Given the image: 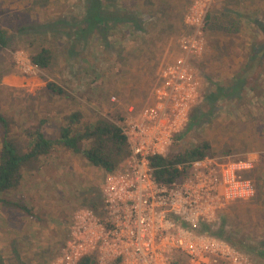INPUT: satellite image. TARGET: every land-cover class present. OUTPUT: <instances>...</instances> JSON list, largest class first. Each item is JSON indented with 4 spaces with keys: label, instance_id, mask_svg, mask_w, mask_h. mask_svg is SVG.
Here are the masks:
<instances>
[{
    "label": "rangeland",
    "instance_id": "374dc122",
    "mask_svg": "<svg viewBox=\"0 0 264 264\" xmlns=\"http://www.w3.org/2000/svg\"><path fill=\"white\" fill-rule=\"evenodd\" d=\"M140 1L142 0H114V3L118 4L124 17L133 18L141 13L148 19L154 8H140ZM225 1L193 0L190 3L184 16L186 30L173 38L176 49L174 47L172 58L165 66L180 56V42L184 37L201 36L204 45L202 54L188 59L200 85V95L190 110V118V114L195 111L207 114L210 105L205 100V94L213 90L216 84L227 86L231 80L229 72L235 74L247 64L253 63L254 67L246 72L250 82L243 89L240 98L220 99L211 116L206 115L204 121L189 130L188 121L182 132L186 131L183 146L209 141L213 146L210 158L215 159L220 167L236 163L251 166L238 171L236 175L239 177L238 181L251 183L253 194L227 204L218 212L217 222L211 226L213 229L218 227L220 218H225L226 232L231 242L236 244L230 245L240 253L241 264H264V257L261 255L264 253V0H235L236 4L231 9L241 5L240 15H234L233 18L227 15V19L223 14L224 9L215 10ZM84 2L85 0H0V27L8 30L10 38L9 46L0 49V116L7 124L4 127V122L0 121V143L4 136L11 138L19 146V151L24 153L28 149L31 133L41 129L46 137L58 139L60 129L74 114H79L86 122L97 119L115 123H120V118L124 119L129 115L128 110L122 111L119 105L121 103L127 107L128 99H120L106 88L117 79V72L120 71L116 61L120 52L118 43L123 44L128 40L130 45L140 44L144 35L133 31L123 21L108 28L105 39L96 32L88 38L83 34L77 40L72 39L71 36H76L74 33L84 15ZM193 11L198 15L199 25L196 26L187 22ZM218 15H222L223 19H218ZM76 32L79 34L78 29ZM145 43L149 44V41L145 40ZM42 46L54 53L52 66L46 70L35 67L31 59ZM234 61L240 62L236 64ZM51 83L59 87L61 93L50 90L48 85ZM113 97L116 101H113ZM153 102L154 97L152 103L146 106ZM56 113L63 114L61 124L57 121L52 123L51 133L48 135L46 128L42 127V130L40 125H47L50 120L56 119ZM56 149L54 153L59 152V159L56 160L58 168L65 169L71 162L82 165L84 157L73 153V160L64 162L65 153L71 151L62 146H57ZM39 165L24 175H28L25 184L30 192L25 193L26 201L30 200L31 195L42 201L51 192L49 186L44 189L45 192L38 187L41 178L38 173ZM93 170L98 171L94 173L93 179L99 184L95 187L99 192L98 198L95 206L84 205L99 212L104 206L103 193H100L104 173L98 168L93 167ZM81 178L78 175L71 177L73 182L77 180L85 183L84 178ZM25 198L21 196L22 203ZM9 210L11 209L0 208V215L6 217L9 212L10 217H31L27 211ZM1 225L0 220V240L5 232ZM243 242L252 247L253 251L244 247ZM65 247L66 244L49 264L63 258ZM93 255L96 264H99L97 255ZM171 259L172 263L173 260L178 264L186 262V258L179 252ZM5 262L14 264L11 259Z\"/></svg>",
    "mask_w": 264,
    "mask_h": 264
},
{
    "label": "built area",
    "instance_id": "2783aa9c",
    "mask_svg": "<svg viewBox=\"0 0 264 264\" xmlns=\"http://www.w3.org/2000/svg\"><path fill=\"white\" fill-rule=\"evenodd\" d=\"M187 22L199 25L197 13L193 11ZM203 46L200 35L184 37L180 56L161 71L153 104L142 109L129 107V115L118 124L130 155L117 172L105 173L103 217L91 208L79 207L71 221L64 256L53 264H77L93 254L99 264H172L176 252L188 264H241L240 253L230 243L181 223L213 225L227 204L252 195L251 183L238 181L236 175L251 166L220 167L215 159L206 157L192 164L189 178L163 185L154 179L150 163L153 156L167 152L189 121L200 85L188 59L199 57Z\"/></svg>",
    "mask_w": 264,
    "mask_h": 264
},
{
    "label": "crops",
    "instance_id": "0c3cea01",
    "mask_svg": "<svg viewBox=\"0 0 264 264\" xmlns=\"http://www.w3.org/2000/svg\"><path fill=\"white\" fill-rule=\"evenodd\" d=\"M148 1L142 0L138 3L140 8L142 6L148 9L154 8L147 19L141 13H137L133 18L124 17L121 14L122 10H120L118 4L114 3V0H109L108 4L106 0H103L102 14L106 22L101 28L103 34L99 35L105 39L107 29L123 21H126L133 31L144 35V40L140 44L133 43L130 45L128 40L124 41L123 44L118 43L120 52L117 54L116 61L117 68H120V71L117 72V79H114V82L106 89L120 99H128L127 107H124L121 103L119 104L122 111H127L131 106L142 109L144 106L147 107V104L152 103L154 90L159 83L162 68L167 62H170L174 53L175 41L173 38H176V34L186 30L184 16L193 0ZM235 4V0H226L225 3L218 6L215 10L221 11L224 9V17L227 19L228 15L229 18H233L234 15H240L241 12V5L231 9ZM140 12H142L141 9ZM218 19H223L222 15H218ZM76 31L74 33L76 36H71L74 40L79 38V34ZM96 33L98 34V32ZM91 34L86 35V38ZM145 40H148L149 44H144ZM131 46L132 48L130 49ZM234 62L238 64L240 61ZM239 71L235 74L229 72L228 77L232 80ZM246 72L243 70L240 74L247 75ZM146 101H149V103ZM99 106L101 107V105ZM62 117V113H56V119L50 120L47 125H40V127H45L46 132L50 135L52 123L57 121L58 124H61ZM97 121V119H91L86 122L85 119H80V123L75 128L77 130L92 126ZM33 133L30 134L31 139L27 146L32 140ZM53 153L41 158L38 168V173L41 177L38 185L39 189L45 192L44 189L49 186L51 191L45 195L44 200H37L31 195L30 200L27 199L26 201L25 193L28 191L30 194L25 184L27 175L24 176L23 182L17 190L5 196V199L10 203H0V208L11 209L9 211L24 212L25 210L19 207L20 205L24 206L26 210L28 209L27 212L31 216L30 219L18 216L10 217L11 213L8 211L9 216L3 217V215H0L1 228L5 230L0 240V264H8L5 262L7 259H11L14 264H49L51 260L57 257L62 246H65L68 240L75 210L84 204H89L90 207L95 206L94 204L98 198L97 193H99L95 187L99 184L93 179L94 173H98V171L93 170V166L81 154L77 155L84 159L82 165L79 162H74L73 164L71 162L65 169L58 168L56 160L59 159L57 156L59 152ZM72 155V152H66L64 162L73 160ZM99 171L104 173V178L106 175L105 170L100 169ZM76 175H78V178H84L86 182L80 183L77 180L73 182L71 177L75 178ZM66 178H68V181ZM98 183H100V180ZM100 193H103V191H100ZM21 196L25 198L23 203ZM92 200H95V202Z\"/></svg>",
    "mask_w": 264,
    "mask_h": 264
},
{
    "label": "trees",
    "instance_id": "16d2710c",
    "mask_svg": "<svg viewBox=\"0 0 264 264\" xmlns=\"http://www.w3.org/2000/svg\"><path fill=\"white\" fill-rule=\"evenodd\" d=\"M84 5V15L78 26V37L93 32L103 34L101 28L106 22L102 14L103 0H85ZM9 44L8 30L0 27V48H6ZM31 59L35 66L46 70L52 66L54 53L51 49L42 46L31 56ZM253 67V63L247 64L230 80L227 86L216 84L213 90L206 93L205 100L210 105V110L207 114L202 111H195L190 114L188 130L198 126L204 121L206 115L211 116L216 108V103L220 99L224 97L240 98L243 89L250 82L248 76L240 74V72ZM48 87L54 92L61 93L62 91L53 83L49 84ZM80 119L79 114H74L68 123L63 126L58 139H50L42 131H35L32 134L28 149L24 153L19 151L20 148L16 142L4 136L0 149V203L9 204L10 202L5 199V196L17 190L21 186L26 172L35 169L40 164L41 158L49 156L57 146H62L74 154H81L91 166L103 169L106 173H115L122 168L129 158L130 151L120 125L107 120H98L92 126L76 130L75 126L80 123ZM123 120V118H120L119 122ZM0 121L4 122V127H7L1 116ZM185 136L186 131L177 134L173 139L172 146L164 155L153 156L150 159L153 177L159 184L171 185L174 182H181L189 178L194 162L213 155V146L209 141L183 146ZM19 207L27 211L24 206L20 205ZM97 213L103 215L104 211L102 209ZM181 225L198 233L223 239L236 246L235 242H231L226 232L225 218H220V225L214 229L211 225L204 223H200L196 227H189L184 223H181ZM243 243L244 247H247L251 252L253 251L252 247H248L245 242ZM261 255L264 257L263 252ZM185 261V264H188L187 259ZM80 264H96L95 256L83 258ZM172 264H178V262L173 260Z\"/></svg>",
    "mask_w": 264,
    "mask_h": 264
}]
</instances>
